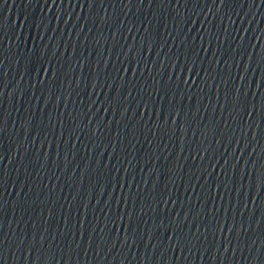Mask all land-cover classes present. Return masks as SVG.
<instances>
[{"label": "water", "instance_id": "obj_1", "mask_svg": "<svg viewBox=\"0 0 264 264\" xmlns=\"http://www.w3.org/2000/svg\"><path fill=\"white\" fill-rule=\"evenodd\" d=\"M0 264H264V0H0Z\"/></svg>", "mask_w": 264, "mask_h": 264}]
</instances>
